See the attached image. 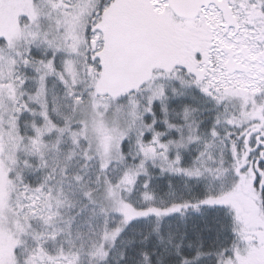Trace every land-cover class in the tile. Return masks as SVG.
<instances>
[{
  "label": "snow or ice",
  "instance_id": "1",
  "mask_svg": "<svg viewBox=\"0 0 264 264\" xmlns=\"http://www.w3.org/2000/svg\"><path fill=\"white\" fill-rule=\"evenodd\" d=\"M0 264H264V0H0Z\"/></svg>",
  "mask_w": 264,
  "mask_h": 264
}]
</instances>
